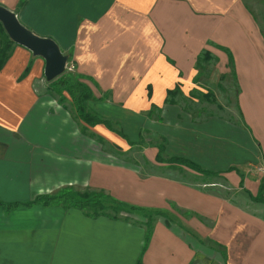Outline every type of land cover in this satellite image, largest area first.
I'll return each instance as SVG.
<instances>
[{"label": "crops", "instance_id": "1", "mask_svg": "<svg viewBox=\"0 0 264 264\" xmlns=\"http://www.w3.org/2000/svg\"><path fill=\"white\" fill-rule=\"evenodd\" d=\"M19 1L0 4L57 41L69 71L91 88L87 109L135 143L80 118L69 92L50 88L43 58L16 43L0 68V199L103 189L169 219L154 217L141 253L144 219L0 205V264H264V201L250 198L264 168V0H24L18 8ZM204 50L217 62L197 79ZM222 74L231 78L238 119L167 114L179 95L166 102L168 88L189 89L193 76L201 86L221 85ZM152 104L160 119L157 109L149 115ZM154 131L162 140L144 142Z\"/></svg>", "mask_w": 264, "mask_h": 264}, {"label": "trees", "instance_id": "2", "mask_svg": "<svg viewBox=\"0 0 264 264\" xmlns=\"http://www.w3.org/2000/svg\"><path fill=\"white\" fill-rule=\"evenodd\" d=\"M24 3V0H20L18 3V8L21 7ZM14 42L11 38H9L8 34L5 32L1 22H0V68L6 61L7 57L10 54L11 49L13 48ZM227 53L228 64L231 65L232 56L228 49L224 48ZM71 57V53L69 55ZM210 58V54L207 50H204L197 59V64L201 60H207ZM70 59V58H69ZM31 60L29 64L26 66L22 75H24L30 66ZM80 75L73 74L71 71H66L61 73L57 76L54 80L49 83L51 89H53L56 93L63 95V90H67L71 96L72 102L75 106L77 115L84 119L86 122L94 124V123H104L109 128L114 129L120 135L125 137L130 144L135 143L134 141L130 140L128 136L121 132V130L115 129L111 126L110 122L107 119L99 117L97 114L92 113L87 109L86 100L92 97L91 88L83 81L78 79ZM179 90V84H176L172 88H168L166 92V102L174 103V95ZM206 98L213 101V95L210 92L205 93ZM154 109H157V119H160V106L156 104H152V108L149 110V115L153 112ZM157 147L156 159L158 161L164 160L162 156V152L164 149V145L160 143L154 144ZM168 161H175L182 164H186L187 166L200 171V172H213L211 170L202 168L199 164L195 163L193 160L181 157V156H171L168 158ZM240 183V181H239ZM263 184V183H262ZM252 200L256 201H264V193L260 191V185L258 191L255 195H250ZM41 203L43 205H50V204H58L62 205L65 208L68 207H76L82 209L87 215L92 217H97L98 215H106L112 218H119L116 215L118 210L124 211L126 213H130L132 211H138L144 215H149L150 217L144 219L142 221L143 225H145V234L143 239V244L141 248V253L146 248L151 234H152V222L154 217L152 215H162L165 217V221L168 222V216L166 212L159 208H145L142 206H135L128 204L122 200H119L109 193L105 192L103 189H90L86 188V190H77L71 186H65L59 189L54 193H42L37 194L30 200L26 201H4L0 199V205L6 209H12L19 205L24 206H32L35 204ZM110 205V206H109ZM109 207L113 210V212L108 211ZM127 219V217H125Z\"/></svg>", "mask_w": 264, "mask_h": 264}, {"label": "rangeland", "instance_id": "3", "mask_svg": "<svg viewBox=\"0 0 264 264\" xmlns=\"http://www.w3.org/2000/svg\"><path fill=\"white\" fill-rule=\"evenodd\" d=\"M215 62H217L215 61V57L209 58L207 60L199 61L198 64H196L197 73L195 76H197V79L200 77V75H205V74H207V76L210 75L211 63L214 64ZM71 68H72V62L68 59L66 65V71H69V69ZM195 76H193L194 82L191 88L189 89L181 88L182 89L181 90L179 87V90L177 91L179 92L178 100L175 99L176 95H174L173 98L177 101L175 103V106L170 107L169 113L167 114L170 116L172 115L173 108L175 109L179 108V110L188 117L190 114L192 117H197L199 115L198 116L199 118L205 115L206 116L210 115V116H217L222 118L227 117L232 120L238 119L236 103L234 102V99L232 97L233 87L230 86V83H232L231 78L230 77L224 78L222 74L221 76H219V78H217V81L221 83V85L216 84L213 85L212 87H209L205 85L201 86L202 84L198 85ZM196 85H198L197 88L200 90H197V88H193ZM209 90L213 95L214 98L213 101H210V99L207 100L206 95H204ZM195 95L197 97H194ZM156 128H160V123L156 125ZM160 140H162V138L160 139V135H158L155 131L154 133H150V132L144 133V137H143L144 142L155 143V142H160ZM259 185H260L261 193H264V184H262L261 177L259 180ZM81 190H86V188H82ZM108 211L113 212V210L110 207ZM116 215L122 218L127 217V219H131L133 222H137L140 219H147L150 217L148 214L144 215L138 211H132L130 213H126L124 211L118 210L116 212ZM151 217L153 218L155 217V215H152Z\"/></svg>", "mask_w": 264, "mask_h": 264}, {"label": "water", "instance_id": "4", "mask_svg": "<svg viewBox=\"0 0 264 264\" xmlns=\"http://www.w3.org/2000/svg\"><path fill=\"white\" fill-rule=\"evenodd\" d=\"M0 22L9 38L43 58L46 80H53L65 71L68 54L62 52L54 38L35 33L19 20L14 10L1 4Z\"/></svg>", "mask_w": 264, "mask_h": 264}, {"label": "built area", "instance_id": "5", "mask_svg": "<svg viewBox=\"0 0 264 264\" xmlns=\"http://www.w3.org/2000/svg\"><path fill=\"white\" fill-rule=\"evenodd\" d=\"M67 62H68V61H67ZM66 65H67V63H66ZM257 168L260 169V170L262 171L261 178H262V183L264 184V168H262V167H260V166H258Z\"/></svg>", "mask_w": 264, "mask_h": 264}]
</instances>
